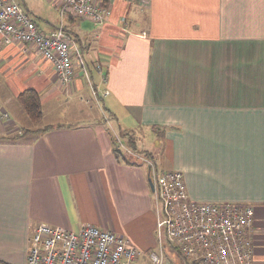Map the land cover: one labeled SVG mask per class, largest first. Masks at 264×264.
<instances>
[{"label":"crops","instance_id":"0c3cea01","mask_svg":"<svg viewBox=\"0 0 264 264\" xmlns=\"http://www.w3.org/2000/svg\"><path fill=\"white\" fill-rule=\"evenodd\" d=\"M43 1L59 20V1ZM102 1L104 23L65 20L99 99L79 68L62 84L32 44L0 50V136H19L0 141V262L26 264L40 223L94 224L142 251L155 245L150 166L117 147L100 105L131 150L184 173L192 199L251 203L255 264H264V0ZM23 3L39 24L32 0ZM27 88L41 95L38 123L18 100Z\"/></svg>","mask_w":264,"mask_h":264},{"label":"built area","instance_id":"2783aa9c","mask_svg":"<svg viewBox=\"0 0 264 264\" xmlns=\"http://www.w3.org/2000/svg\"><path fill=\"white\" fill-rule=\"evenodd\" d=\"M58 1L59 24L48 32L22 0H0V50L12 42L32 44L52 63L62 84L72 85L79 68L93 97L99 99L88 61L67 32L65 20L67 13H72L102 24L110 16V7L102 0ZM94 70L103 75V64L94 62ZM108 93L105 90L102 95ZM2 116L9 118V113L3 111ZM114 136L120 150L150 166L159 249L142 251L127 237L94 224L69 229L40 223L28 238L26 264H255L256 212L251 203L194 200L182 171L158 170L150 158L135 155L118 133ZM165 240L183 257L182 262L167 259ZM143 256L147 260L142 261Z\"/></svg>","mask_w":264,"mask_h":264},{"label":"rangeland","instance_id":"374dc122","mask_svg":"<svg viewBox=\"0 0 264 264\" xmlns=\"http://www.w3.org/2000/svg\"><path fill=\"white\" fill-rule=\"evenodd\" d=\"M32 4L34 5L36 12L40 15V17H38V22H39L41 28L48 29V27H50V26H52L54 24H57V22H59L60 19L58 20L57 11L54 8H49L48 3L44 2L43 0H32ZM29 8H31V7L29 6ZM39 15H37V16H39ZM24 72L25 71L21 72L20 75L23 74ZM14 77H17V76H14ZM91 96H92V90H91ZM96 101L98 102L97 104L100 103L98 100H96ZM98 107H99L100 113L102 115V118H101L102 121L105 122L107 128L110 129L112 134H114L115 131L112 128V124L109 123L110 116L107 115L104 112L103 108L100 105ZM15 118L17 119V117H15ZM22 125H24V123H22ZM0 137H4V136H0ZM133 152L135 153V155L137 154L140 157L144 156V157L149 158L148 156L141 155V154L137 153L136 151H133ZM125 155L128 156V157L130 156V158H131L130 160L131 161L136 160V157H137V156H134V155H132L130 153H126ZM145 164L148 165V163L146 161H145ZM151 204H152V207H153V209L155 211V202L151 201ZM154 232H155L156 240H155V245L152 247V249L153 250L154 249L158 250L159 248H158V241H157V236H156V229H155ZM164 245H165V252H166L167 259L170 262L174 263V260H176L177 262H182L183 261V257L176 250H174L173 248L170 247V243L168 241L165 240L164 241ZM145 258L146 257L143 256L142 261H144ZM146 260H147V258H146ZM147 264H149V263H147Z\"/></svg>","mask_w":264,"mask_h":264},{"label":"trees","instance_id":"16d2710c","mask_svg":"<svg viewBox=\"0 0 264 264\" xmlns=\"http://www.w3.org/2000/svg\"><path fill=\"white\" fill-rule=\"evenodd\" d=\"M22 4L23 0H22ZM25 7V6H24ZM18 100L23 108L24 112L27 114V116L30 118V120L33 123H38L42 120L43 118V105H42V100H41V95L40 93L34 89V88H27L23 90L22 92L19 93L18 95ZM51 126L46 127L45 129H42L45 131L46 129H50ZM34 130H25L23 131V134H27L29 132H33ZM129 135V134H128ZM19 136H14V137H9V136H4L0 137V141L3 140H14L17 139ZM128 143L131 146L135 147V142L131 136H128ZM117 157H122V153L118 149L115 150ZM125 159L127 157L125 156ZM185 264V263H184Z\"/></svg>","mask_w":264,"mask_h":264},{"label":"water","instance_id":"95a60500","mask_svg":"<svg viewBox=\"0 0 264 264\" xmlns=\"http://www.w3.org/2000/svg\"><path fill=\"white\" fill-rule=\"evenodd\" d=\"M149 182H150L151 187L153 188V183H152L151 177H150Z\"/></svg>","mask_w":264,"mask_h":264}]
</instances>
